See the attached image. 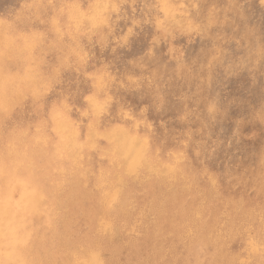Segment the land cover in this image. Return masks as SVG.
<instances>
[{"label": "rangeland", "instance_id": "rangeland-1", "mask_svg": "<svg viewBox=\"0 0 264 264\" xmlns=\"http://www.w3.org/2000/svg\"><path fill=\"white\" fill-rule=\"evenodd\" d=\"M0 40L1 146L30 147L24 134L39 136L40 122L57 135L52 122H63V114L82 140L90 122L98 134L106 126L119 128L110 134L126 135L124 150L143 157L146 165L136 169L127 155L132 185L142 190L119 211L113 202L127 180L100 194L103 185L94 182L97 169L108 166L99 151L107 146L98 139L88 151L71 144L73 161L87 158L89 194L103 197L97 216L102 235L119 228L131 236L153 226L175 196L172 202L224 210L219 218L233 230L213 232L208 258L225 241L231 264H264V0H0ZM154 155L174 173L155 174ZM15 165L21 164L12 166L19 172ZM160 178L164 187L152 190ZM192 217L197 223L198 213Z\"/></svg>", "mask_w": 264, "mask_h": 264}, {"label": "bare ground", "instance_id": "bare-ground-1", "mask_svg": "<svg viewBox=\"0 0 264 264\" xmlns=\"http://www.w3.org/2000/svg\"><path fill=\"white\" fill-rule=\"evenodd\" d=\"M137 16L139 15L137 14ZM35 17H37L36 14ZM55 27L57 26L54 25V29ZM121 35H123V32ZM140 40L142 41L141 38ZM0 42L2 43L1 40ZM36 42H38V40H36ZM25 45H27V43ZM138 45L140 46V43ZM141 49L142 48H140V51ZM120 54L121 53H119V55ZM27 80H29V78ZM29 82L31 83V81ZM59 116L63 118V122H52L59 127V133H57V135L53 136L52 131H45L47 130V122H40L37 124L39 128V133L37 134H39V136H37L36 133L31 135H29V133L24 134L25 138H27L28 135L31 145L33 144L34 148L33 146L31 147V145L30 147L24 145L22 147H13L10 143H6L4 147L0 145V264H231L232 256L225 241L220 242V247L215 258H208V252L206 250V243L209 239H213V232L217 228H221L225 232L233 230L231 225L224 226L222 222L223 219L219 218V216L224 213V210L220 207H213L208 210L199 204H189L186 206L184 204L185 200L172 202L175 196L170 197L171 195L168 196L170 197L169 200L163 204L162 212L160 211L161 214L159 213L153 226L149 228L147 226H142L134 231L131 236L119 228L114 229L113 235L109 238H107L106 235L110 231L102 235L100 233L101 226L98 223L99 217L97 218V216L99 211H101V200L103 197L93 199L89 194L90 187L88 188L89 185L87 180L83 179L88 167V165H86L88 161H84V159L87 160V158H83L78 162L73 161L70 150L71 144L77 143L78 141L81 148L88 151V148L91 150V147H97L99 141L96 139H98L107 146L104 149L99 148V151H101L102 155L108 157V166L103 169H97L94 182L97 181L99 185H103L98 189V193L100 194L101 189H109L117 184L116 182H118L119 179L127 180V183H124L122 192L118 194L119 199L113 202L112 207L117 206L119 211L128 200H134L136 199L134 196H140V194L135 193L142 189H136L132 185V179L134 177V169L132 166H136L137 164L136 169H142L144 168L143 165H146V163L139 154L136 153L135 156H133L132 153L126 152V149L124 150V144L127 141L126 135L124 138L120 136L116 138L110 134L114 131L113 129L119 128H110V126H106L108 127L107 130L102 134H98L99 128L96 123L90 122L89 128L92 130H90V133L82 140L76 131L77 128H73V124L70 122L69 118L63 114ZM13 134L17 136L18 132L14 131ZM229 136L231 137V135ZM3 137L4 136L1 135L0 139ZM9 137H12V133L8 135V138ZM39 139L42 145L38 144L40 142ZM145 142L147 144V141ZM127 155L132 157V160L129 159L132 166L129 163L130 161ZM150 158L152 160L151 164L154 167L152 171L155 174H158V169L161 170L159 175H163L164 171L171 169L168 167L169 164L154 162L159 160L156 155ZM16 163L21 164V167L15 165L20 168L19 172L15 171L17 169L14 170L15 167H12L13 164ZM170 171L174 173V169ZM153 184L155 185H153L152 190L162 189L165 185L161 178ZM94 186L96 187L97 185L95 184ZM172 186L174 187V183ZM150 191L151 190H149V192ZM149 199L150 197L148 194L141 199L144 206ZM196 212L198 213V222L193 223L191 217ZM225 213H228V210ZM38 217H40V219ZM37 218L39 220H37ZM118 219L119 218H114L112 223L119 222ZM96 235H101V246L94 242L95 237H99ZM250 237L252 238V236ZM239 258L241 259V257Z\"/></svg>", "mask_w": 264, "mask_h": 264}]
</instances>
